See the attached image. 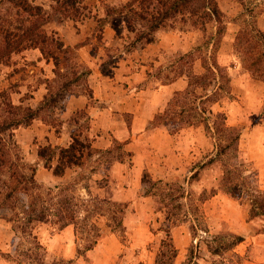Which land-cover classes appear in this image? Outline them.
<instances>
[{
    "label": "rangeland",
    "instance_id": "374dc122",
    "mask_svg": "<svg viewBox=\"0 0 264 264\" xmlns=\"http://www.w3.org/2000/svg\"><path fill=\"white\" fill-rule=\"evenodd\" d=\"M29 1L50 14L52 22L45 29L55 32L63 44L70 47V51L59 55V73L55 72L52 60L43 59L37 49L12 54L0 65V91L7 93L13 105L23 109L35 110L41 106L37 118L30 125L51 132V137L64 135L69 144L71 136L76 135L93 143L100 136V131L89 133L93 125L91 116L86 109L67 113L66 101L78 95L89 99L94 70L110 74L124 55L145 47L139 44L131 47L133 35L125 29L119 36L112 32L115 37L110 41L106 37V28H111L107 11L124 4L126 0H85L89 12L76 22H58L60 16L53 12L52 0ZM216 3L221 11L220 24L211 22L205 26H193L191 22L183 23L179 19L171 21L165 30L159 32H173L180 36L186 52H164L147 63L149 68L144 84L151 88L179 77H183L188 84L192 75L209 76L207 69L213 63L221 70L211 86L208 83L212 77H208L205 90H195V95L206 93L215 103L201 105L194 101L193 95H182L169 103L171 98L163 111L155 115L156 119L153 118L147 125L145 135L164 128L176 136L173 150L187 149L181 161L152 160L151 170L145 168L137 177L130 169L132 157L128 156L131 152L125 149L127 142L113 139L107 150L93 148L98 152L86 155L80 167L68 169L58 184L45 182V175L48 172L50 175L51 171L44 168L41 181L35 176L42 199L52 197L56 202L66 198L70 203V210L75 213V225L70 226L75 230L77 250H83L96 234H100L101 239L110 233L117 234L121 244L128 247L132 238L127 233V226H124L125 220L122 222L123 229H114V222L119 220L122 209L123 219L127 216L132 218L128 221L131 226H141L148 231L151 241L147 251L154 260L160 251L166 253L160 258L165 264H175V259L168 258L170 244L176 249L180 264H242L247 255L239 256L234 251L237 245L230 248L235 238L240 237L236 231L252 221L249 230L264 233V216H250L251 209L257 208L253 190L264 191V80L255 79L245 69L256 61L260 52L256 29L264 33L260 28L261 23L264 24L260 20L264 14V0H216ZM14 20V11L8 5H1L0 22L15 25ZM23 23L27 25L25 20ZM65 25L68 28L61 36L56 28ZM75 35L80 41L73 46L66 45L64 40L68 41ZM258 68L262 72L260 75H264V64ZM192 90L193 87L190 88ZM183 106L191 110L184 111ZM203 108L213 114L223 113L226 125L240 130L236 154L226 152L214 158L216 137L210 127L214 117L204 116L201 113ZM123 118L129 127L128 116ZM188 123L191 125L188 126ZM29 126L14 131L18 145L17 165L26 176L30 175V168H35L36 175L37 165L43 167L36 153L38 146L59 148L47 143L45 138L38 139L34 135L38 129L31 130L30 127L29 130ZM179 135L182 139L177 137ZM183 141H186V147ZM117 160L128 165L121 176L111 171ZM135 184H139V190L131 202H116L125 204V208L111 203L115 202L112 197L121 187L122 190L131 189ZM55 188L68 189L58 197L53 194L47 196V189ZM5 191L0 184L2 196ZM1 195L0 218L9 223L11 229L16 228V232L12 230L15 237L10 252L1 254L0 258L12 264H90L89 260L78 255L77 260L61 258L48 249L45 241H41L42 235L49 238L59 232L56 226L50 224V221H55L53 216L33 229L31 234L36 240L29 229L22 231L23 222L18 221L20 217L14 218L12 210L1 207ZM217 195L220 199L224 197V201L218 199L212 204V198ZM29 199L23 193L17 194L13 202L15 211H22ZM6 203L14 205L11 201ZM122 256L119 264H127Z\"/></svg>",
    "mask_w": 264,
    "mask_h": 264
},
{
    "label": "trees",
    "instance_id": "16d2710c",
    "mask_svg": "<svg viewBox=\"0 0 264 264\" xmlns=\"http://www.w3.org/2000/svg\"><path fill=\"white\" fill-rule=\"evenodd\" d=\"M85 0H52L54 3L53 12L60 17L58 22L72 21L76 22L83 19L85 12H89L84 3ZM1 5H8L14 11V24L9 22H0V65L4 64L12 54L20 53L29 49L39 50L41 57L45 60H52L55 72L59 73L60 61L59 55H66L70 51L58 38L55 32H48L45 26L52 22V18L41 6L33 5L29 0H0ZM107 16L111 19V29L115 35L119 36L121 30L125 29L133 35L131 47L139 44L141 47L154 44L159 31L168 27L171 21L179 19L181 22H191L193 26H205L208 23H221V11L219 10L216 0H126V2L117 7H111L107 11ZM24 18V19H23ZM27 23L24 26L23 21ZM171 28V27H170ZM256 37L259 40L260 52L255 62L245 66L255 79L264 80V75L258 66L264 64V33L256 29ZM237 44V43H236ZM209 76L192 75L191 81L182 92L174 93L171 101H176L182 95H193L194 101L200 103H215L210 96L205 94L195 95V90H205V81L212 77L208 83L211 86L216 75L221 73L216 63L207 69ZM216 73V74H215ZM259 74V75H255ZM193 90L190 91V88ZM92 96H89L91 98ZM186 99V97H184ZM193 102V103H195ZM41 106L33 110L31 108L23 109L20 106L12 104L10 97L6 92L0 91V184L5 187L6 191L2 196L3 203L1 207L8 208L14 212L13 217L23 222L22 231L29 229L32 235L33 229L40 223H45L53 216L55 221L50 224L56 226L57 231L65 227L75 225V213L70 209V203L65 200H56L50 197L48 200L42 199L39 193L40 186L35 180V168H30V175L26 176L19 171L17 161V143L14 137V131L20 127H28L31 122L37 118L38 110ZM184 111L191 110L185 109ZM201 113L213 116L211 129L214 139L215 155L214 158L224 155L226 152L236 154L238 152L237 143L239 140L240 130L226 125V117L223 113L213 114L211 110L201 109ZM157 116L154 117L156 119ZM188 126L191 124L188 123ZM209 126V124H207ZM95 151L92 143L86 139L73 135L71 141L66 147L55 148L50 145L38 146L37 157L42 161L43 168L51 171L53 176L61 177L69 168L80 167L83 158ZM128 156H132L128 153ZM214 160V159H213ZM213 160L210 162L212 163ZM121 162V160H117ZM146 177H143V179ZM233 188V187H232ZM68 188L47 189V196L56 195L67 191ZM57 192V193H55ZM228 192V191H227ZM23 193L30 199L26 207L16 212V195ZM55 193V194H54ZM254 202L257 208L251 209V218L264 216V191L255 189ZM11 201L14 205L6 202ZM125 208V204L111 202ZM16 210V211H15ZM120 218L116 221L115 228L123 227V209L119 212ZM16 232V228L12 229ZM113 231V230H112ZM168 236V232H167ZM33 239L35 237L32 235ZM171 240V236L169 235ZM100 239V234H96L94 239L89 242L83 250L78 249L77 255L82 256L86 251L91 250ZM243 241L242 237H236L230 244L235 247ZM172 242V241H171ZM37 246H39L36 243ZM170 260L176 258V249L170 244ZM166 256L164 251H160L155 264H165L160 260ZM71 262V261H70Z\"/></svg>",
    "mask_w": 264,
    "mask_h": 264
},
{
    "label": "crops",
    "instance_id": "0c3cea01",
    "mask_svg": "<svg viewBox=\"0 0 264 264\" xmlns=\"http://www.w3.org/2000/svg\"><path fill=\"white\" fill-rule=\"evenodd\" d=\"M260 20L264 22V14L260 16ZM67 28V25L58 26L56 30L63 36V31H66ZM260 28L264 30V24L261 23ZM112 32L114 31L111 28H106V37L109 41L115 37ZM73 36L68 41L62 40L66 45L73 46L80 41L78 36ZM180 50L183 52L187 50L185 45L181 43L180 36L173 32H158L156 43L124 55L110 74H103L97 69L94 70L90 80L91 98L87 99L78 95L71 96L66 101L67 113L81 109L87 110L91 116V123H93L89 133L96 134V131H100V136L93 140L92 147L94 149L107 150L110 148L113 139L119 142H127L125 149L132 154V167L130 169L137 177L145 168L148 171L151 170L152 160L174 162L175 159L181 161L186 156V148L183 151L181 148V151L177 152L173 150V139L176 136L169 134L166 129L157 128L145 135L147 125L155 115L163 111L174 93L182 92L187 86L183 77L152 88L147 86L144 84L149 68L147 63L164 52L172 54ZM89 103L95 104L90 105ZM124 116L129 118V127L123 118ZM30 127L31 130L38 129L34 133L38 139L45 138L47 143L53 146L66 147L68 145L64 135L51 137V132L45 131L43 128H38L34 124L29 126V130ZM177 137L182 139V135ZM183 143L186 147V141ZM169 162L166 164L169 165ZM37 166L35 176L40 180L44 176V169L40 164ZM127 169L128 165L125 162H116L111 166L113 174L120 173V176ZM66 171L61 177L53 176L52 173L49 175L48 172L45 175L47 176L45 182L58 184L63 180ZM138 190L139 184L133 185L131 189L122 190L121 187L112 199L115 202H131ZM223 198L220 199L219 195L213 197L212 204H215L214 201H218V199L224 201ZM131 219L129 216L123 219L125 220L124 226H127V233L132 238L128 247L121 244L117 234L110 233L103 236L91 250L86 251L80 257L89 260L90 264H119L120 257L124 254L122 258L127 261V264H155L154 257L147 251L151 241L150 235H147L148 231L141 226H131L132 224L128 223ZM251 222L249 221L246 226L241 227L240 231H236L243 238V241L235 247L234 251L239 256L247 255L242 264H264V233L251 232L248 227ZM14 237L15 234L9 223L0 218V256L10 252ZM74 237V228L67 226L52 237L45 238V235H42L41 241H45L48 249L59 257L77 260V247ZM134 253L137 254L134 255ZM178 260V256H176L175 264H180ZM0 264L12 263L0 258Z\"/></svg>",
    "mask_w": 264,
    "mask_h": 264
}]
</instances>
